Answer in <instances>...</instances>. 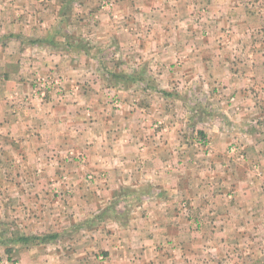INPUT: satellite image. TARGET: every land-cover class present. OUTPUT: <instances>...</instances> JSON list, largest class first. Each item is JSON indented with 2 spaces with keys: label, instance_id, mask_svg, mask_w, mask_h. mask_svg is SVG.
Returning <instances> with one entry per match:
<instances>
[{
  "label": "rangeland",
  "instance_id": "1",
  "mask_svg": "<svg viewBox=\"0 0 264 264\" xmlns=\"http://www.w3.org/2000/svg\"><path fill=\"white\" fill-rule=\"evenodd\" d=\"M109 3L115 5L116 1H103L104 6ZM245 4L258 12L257 16H250V25L257 24L251 28L261 31L255 35L261 38L256 44L263 55L260 59H264V0H245ZM37 53L31 66H26L30 68L24 77L26 83L19 86L21 92L17 88L11 93L0 92V109L5 113L0 118V264H137L136 256L142 247L158 245L154 235H158L161 247L172 250V225L177 222L180 232L186 235V240L179 242L181 258L176 260L177 264H264V221H242L244 213L252 215L257 209L231 208L227 212L235 211L226 220L220 215L221 203L215 202V208L205 205L208 192L216 185L213 177L205 175L210 168L208 157L213 153L209 128L214 130V126H225L227 122L226 157L224 164L220 165V160L216 168L244 171V177L247 179L249 173L252 182L260 178L253 177L251 172L264 169V141L254 142L253 125L258 121V113L264 115V97L260 101L254 98L252 110L245 111L239 119L240 108H233L235 121L224 123L221 115L201 99L196 100L197 112L193 110L187 115L170 107V100L165 97L170 90L159 86L155 67L158 60L145 59L138 64L140 52H135L137 57L131 62L126 58V49L104 43L99 48L81 49L80 58L68 59L70 63L45 59L50 53L44 50ZM19 62L6 59L3 67L15 73ZM171 63L169 60L164 65L169 71ZM141 89L143 94L138 95ZM141 103L150 106L141 111L137 107ZM73 106H79L81 129L82 125L96 127L98 122L92 119L99 114L119 117L118 126L115 121L110 128L113 135L125 115L133 114L140 130L150 129L153 134L127 146L132 155L129 167L117 169L139 174L133 178L142 181V176L148 178L149 173L155 176L162 162L164 177L151 179L152 183L143 187L110 191L108 185L113 184V178L105 172L92 171L90 155L75 149L68 150L66 159L56 160L46 176L34 174L33 164L23 154L28 153V145L14 154L19 163L14 160L10 141L17 136L23 140L36 130L25 129L24 120L40 126L41 117L50 107L64 119L67 107ZM176 121L179 125L189 121L187 128L181 127L179 132L185 144L179 153H186L177 154L176 138L165 135ZM57 124L55 121L50 126ZM40 127L46 129L44 124ZM123 137L124 134L118 138ZM98 139L101 136L92 135V141ZM100 143L104 147V142ZM159 144L165 150L158 153ZM123 147L116 145L119 155ZM147 151L149 157L141 160L140 155ZM12 162L17 163V169H13ZM100 185L105 192L99 204L95 197L99 198L101 193L94 189ZM158 195L165 199L162 207L157 203ZM188 233L194 237L188 238ZM22 236L51 239L43 244L25 245L16 242Z\"/></svg>",
  "mask_w": 264,
  "mask_h": 264
},
{
  "label": "crops",
  "instance_id": "2",
  "mask_svg": "<svg viewBox=\"0 0 264 264\" xmlns=\"http://www.w3.org/2000/svg\"><path fill=\"white\" fill-rule=\"evenodd\" d=\"M103 1L0 0V92L11 93L15 88L21 92L19 86L26 83L24 77L30 68L26 66H31L39 49L50 53L45 59H60L61 62L66 60L63 62L70 63L68 59L80 58L81 49L99 48L107 43L126 49V58L132 59L131 62L137 57L135 52L141 54L142 61L139 60L138 64L145 62V59H157L159 65L155 67L159 86L170 90L165 96L170 100L169 106L185 115L193 110L197 112L196 100L199 102L201 99L204 105L212 106L221 115L224 123L234 122L233 108L242 109L237 114L239 119L245 116V111L252 110L254 98L260 101L264 97V59H260L263 55L256 44V40L261 38L255 35L261 31L251 28L257 24L250 25L253 19L250 16H257L258 12L253 8L250 10L245 0H114L116 4L112 8L104 6ZM6 59H19V70L10 73L3 67ZM169 60H172L171 71L164 66ZM92 91L86 90L89 93ZM143 91L141 89L137 94L142 95ZM149 106L144 103L137 105L141 111ZM56 110L64 112L63 108ZM78 111L79 106L67 107L62 119L50 107L41 117L40 126L44 124L45 130L24 120L22 125L25 129L36 130L27 131L29 135L23 140L17 136L10 141L14 160L17 159L19 163L20 159L14 154L19 153L22 146L28 145V153L23 154L33 164L34 174L46 176L50 174L56 160L66 159L68 150L75 149L90 155L92 171L105 172L113 178V184L108 185L110 191L122 187L128 190L140 185L143 187L152 183L151 179L164 177L162 162L155 176L149 173L148 178L142 176V181L133 178L139 174L117 169L123 165L129 167L128 161L132 155L127 146L153 134L150 129L145 132L140 130L138 120H133V114L125 115L119 130L113 135L110 128L115 121L118 126V122H121L119 117L114 119L110 114H99L92 119L98 122L96 127L82 125L81 129ZM4 114L0 109V118ZM257 115L258 121L253 125L254 142L260 143L264 141V115ZM55 121L57 126H50ZM188 122H180L182 125L178 121L172 122L171 132L165 133L176 138L177 154L187 152L179 153L185 145L179 132L181 127L187 128ZM217 126L208 131L213 155L208 157L210 168L205 175L213 177L216 185L208 192V203L205 205L215 208V202L221 203L223 211L220 215L224 219L235 211L227 212L229 209L240 210L250 206L257 210L252 215L244 213L242 221L253 223L260 219L263 222L264 169L258 173L251 172L253 177H260L252 182L249 173L247 179L244 177V171L228 170L223 166L216 168L220 160H223L220 165L224 164L228 147L227 128L222 124ZM122 134L125 137L120 140L118 137ZM92 135L101 136V139L94 142ZM100 142H104V147ZM167 142L163 141L164 144ZM117 144L124 145L120 155L115 150ZM159 145L160 148H156L158 153L160 149L165 150L164 146ZM171 147L174 148V145ZM149 152L141 154L139 158L149 157ZM202 157L199 153V158ZM117 162L123 163L120 165ZM12 163L13 169H17V163ZM229 181H232L230 186ZM94 190L101 193L99 198L95 197L100 204L105 190L102 185ZM158 197L157 203L162 207L165 199L160 198V195ZM179 229V222L172 225L171 251L161 247L158 235H154L153 239L158 245L155 242L154 248L149 249V245L142 247L136 256L140 260H135L137 264H177L176 260L180 261L181 258L179 242L186 240V235ZM191 237L194 234L188 233V238Z\"/></svg>",
  "mask_w": 264,
  "mask_h": 264
},
{
  "label": "trees",
  "instance_id": "3",
  "mask_svg": "<svg viewBox=\"0 0 264 264\" xmlns=\"http://www.w3.org/2000/svg\"><path fill=\"white\" fill-rule=\"evenodd\" d=\"M51 237H29V236H22L17 240L16 242L23 243L25 245H33V244H38V243H45L46 241L50 240Z\"/></svg>",
  "mask_w": 264,
  "mask_h": 264
},
{
  "label": "built area",
  "instance_id": "4",
  "mask_svg": "<svg viewBox=\"0 0 264 264\" xmlns=\"http://www.w3.org/2000/svg\"><path fill=\"white\" fill-rule=\"evenodd\" d=\"M106 6H107V8H108V7H110V8H111V7H113V6H114V4H113V3H109V4H106Z\"/></svg>",
  "mask_w": 264,
  "mask_h": 264
}]
</instances>
